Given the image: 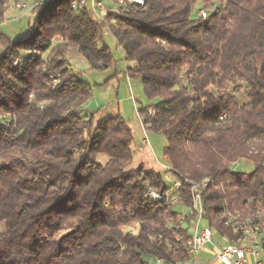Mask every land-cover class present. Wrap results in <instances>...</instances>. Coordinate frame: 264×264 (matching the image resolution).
<instances>
[{
  "label": "trees",
  "instance_id": "16d2710c",
  "mask_svg": "<svg viewBox=\"0 0 264 264\" xmlns=\"http://www.w3.org/2000/svg\"><path fill=\"white\" fill-rule=\"evenodd\" d=\"M18 1L0 0V24ZM30 13L26 39L0 35V264H183L197 224L190 184L201 185L202 226L238 239L226 214L264 207V0L127 1L103 23L82 0H40ZM106 30L154 101L140 116L182 178L175 204L150 196L171 186L133 166L124 119L95 125L86 108L93 88L68 57L109 69ZM240 161L254 171L235 173Z\"/></svg>",
  "mask_w": 264,
  "mask_h": 264
},
{
  "label": "rangeland",
  "instance_id": "374dc122",
  "mask_svg": "<svg viewBox=\"0 0 264 264\" xmlns=\"http://www.w3.org/2000/svg\"><path fill=\"white\" fill-rule=\"evenodd\" d=\"M36 1L40 0H20L14 5L23 3L33 6ZM101 1L107 10L117 9L121 2L129 1L138 4L144 2V0ZM14 5L10 7L5 21L0 24V35L14 41H22L30 34L33 17L30 13L31 10H18ZM104 13L107 16V11ZM106 43L111 48L114 57L113 64L107 70L92 71L86 60L75 49L70 52L68 57L72 71L93 88V96L86 108L88 112L95 114V125L110 116L122 117L133 133L132 148L135 151L133 166L145 164L149 170L161 171L166 185L171 186L173 177L168 171L172 168L164 156V148L167 145L166 139L161 134L145 129L143 119L140 116V110L151 106L154 101L146 96L140 79H131L127 75L128 65L124 62V54L116 42H110L106 39ZM2 52L3 48L0 46V54ZM101 161L104 162V159ZM232 169L235 173L250 174L254 171V165L240 161L233 165ZM138 230L137 224L125 229L127 233L132 234H137Z\"/></svg>",
  "mask_w": 264,
  "mask_h": 264
},
{
  "label": "built area",
  "instance_id": "2783aa9c",
  "mask_svg": "<svg viewBox=\"0 0 264 264\" xmlns=\"http://www.w3.org/2000/svg\"><path fill=\"white\" fill-rule=\"evenodd\" d=\"M94 11L96 9H100L99 13L97 14L98 22L103 23L104 19V11H107L104 7V4L100 0H85L84 5L90 4ZM74 5V3H73ZM18 10H32L33 6H28L26 4L20 3V6H15ZM202 17V11L200 12ZM20 60L16 62L19 63ZM150 116H154L155 111L154 109H149L148 111ZM226 119L224 115L223 119ZM168 173L173 177V181L171 184V196L167 197L166 195H160L155 193L153 190H150V196L155 200H166V204H175L179 199V191L181 190L180 187V177L176 176L172 169L168 171ZM192 185V192H196V200H193L192 207L190 211L197 216V224L194 227L193 236L194 237V244L191 249V257H195L199 254V252L207 245L213 242L214 239V231L210 227H200L201 222L203 221L204 217V207L200 195V186L201 185ZM204 185V184H202ZM259 200V199H257ZM256 200V201H257ZM264 200V199H263ZM225 219L228 223H234L235 225H239V219L233 217L230 213H227ZM252 227H256L252 225ZM244 232H251L250 228H244ZM258 232L260 233V240L258 241H242V239H237L242 241V248L241 249H227L225 245L223 246H216V257L219 261L223 264H264L258 260V257L261 254H264V226L258 227ZM154 264H164L162 259H157Z\"/></svg>",
  "mask_w": 264,
  "mask_h": 264
},
{
  "label": "bare ground",
  "instance_id": "6f19581e",
  "mask_svg": "<svg viewBox=\"0 0 264 264\" xmlns=\"http://www.w3.org/2000/svg\"><path fill=\"white\" fill-rule=\"evenodd\" d=\"M85 3V0H82V4ZM77 3H74L76 5ZM20 6V3L17 5ZM202 16L204 19L208 18V14L205 10H202ZM106 17V14L104 13V18ZM104 20V19H103ZM224 117V116H223ZM222 117V119H223ZM221 119V120H222ZM196 200V196H195ZM259 205H264L263 201H256ZM231 214V213H230ZM236 219H239V225H235L234 223H228V221L225 219V225L228 227L234 228V233L238 235V239H242V241H258L260 240V233L258 232V227L264 226V207H260L257 209H252L248 211V214L246 216L236 213L231 214ZM252 225L256 227H252ZM251 232H244V228H250ZM242 241L235 240L231 241L225 248L227 249H241L242 248ZM194 244V237H192L189 241V255L191 257V249Z\"/></svg>",
  "mask_w": 264,
  "mask_h": 264
},
{
  "label": "crops",
  "instance_id": "0c3cea01",
  "mask_svg": "<svg viewBox=\"0 0 264 264\" xmlns=\"http://www.w3.org/2000/svg\"><path fill=\"white\" fill-rule=\"evenodd\" d=\"M88 6L90 7V9L94 15V18L98 21L97 14L99 13L100 9H96V11H94L91 3L88 4ZM104 7H105V5H104ZM108 10H110V9H108ZM108 10H107V12H108ZM106 39L109 40L110 42H115L113 35L108 30H106V32H105V41H106ZM159 172H161V171H159ZM200 227L201 228L204 227V226H202V222L200 224ZM230 242H231L230 239H228L226 237H220L218 234H214V239H213L212 243L207 244L199 252V254L197 256L190 257V259L183 264H223L216 257V249L215 248H216V246H219V247L223 246V245L227 246ZM258 260L261 261L262 263H264V254H261L258 257Z\"/></svg>",
  "mask_w": 264,
  "mask_h": 264
}]
</instances>
